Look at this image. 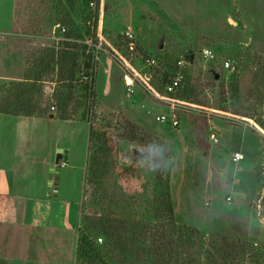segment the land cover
<instances>
[{
  "label": "rangeland",
  "instance_id": "obj_1",
  "mask_svg": "<svg viewBox=\"0 0 264 264\" xmlns=\"http://www.w3.org/2000/svg\"><path fill=\"white\" fill-rule=\"evenodd\" d=\"M18 2L10 36L27 42L24 72L0 78V108L16 99L12 80H32L40 70V102L29 117L42 119L17 126L23 158L15 157L12 127L0 124V190L15 195L28 187L41 197L48 162L61 154L51 150H69L57 163L67 164L58 172L65 202L55 206L60 246L40 254L42 261L76 264L72 246L81 229L99 245L115 242L118 264H264V0H103L104 39L95 47L91 83L82 78L83 33L71 21L78 23V0ZM57 23L78 43L62 65ZM126 27L135 34L134 50L123 42ZM12 45H0V72L14 58ZM226 59L233 70L223 67ZM69 64L72 74L60 68ZM170 69L186 71L175 94L163 89ZM127 74L134 79L130 94ZM162 113L177 124L157 120ZM235 151L243 159L234 162ZM38 203L37 218L44 211ZM107 226L117 236L109 239ZM6 232L2 225L0 264L13 254ZM29 249V260L16 264H42Z\"/></svg>",
  "mask_w": 264,
  "mask_h": 264
},
{
  "label": "crops",
  "instance_id": "obj_2",
  "mask_svg": "<svg viewBox=\"0 0 264 264\" xmlns=\"http://www.w3.org/2000/svg\"><path fill=\"white\" fill-rule=\"evenodd\" d=\"M18 7H20L18 0H0V45H3L4 42L13 44L10 48V53L12 55L14 54V58L9 60V66L7 69H4V72H0V78H18L22 77L24 72V54L27 49V42L22 38L13 39L10 36L11 30L17 25L16 17ZM0 54L2 55V53ZM13 68H16L17 70L14 72ZM38 118L42 119L40 117ZM38 118L16 117L0 113V124L2 127L7 125L12 127L11 129L15 136L14 141L17 143L13 145L15 157L20 156L22 147V135L18 133L17 126H23L24 123L29 125V122L39 120ZM60 120L68 123L73 122V120L70 121L71 119L60 118ZM0 137H4V130H2L1 127ZM4 147L5 143L0 138V150L5 149ZM60 148L61 146H54L53 151L51 150V154L53 155L55 151H60L61 154H56V156L58 154L60 155V160L58 161H66L69 150L67 148H61V151ZM56 156L54 157V161L50 162L51 160H49L48 162L47 166L49 168H46L47 170H45L41 182L43 183V187L38 184L39 190L42 191L41 197L33 194L34 192H31V189L28 187L22 190L23 193L17 192L15 195L9 194L10 190H8V192L0 190V218H3L0 221V227L3 225V229L7 231L6 233L9 235V232H11L12 238H14L11 242V253L13 254L5 257V264H16L22 261L27 262L29 259H27L26 256L23 258V256L27 255L28 248H30V253H33V257H37L39 262H42V264L59 263V260H56L54 257L49 258L46 261H42V258L40 257V254L43 252H57L60 246V240H58L60 239V231H57V225L55 224V206H57L61 201L65 202L63 198L60 197L58 172H60V169L65 167L67 164L60 166L57 170L53 169L52 163H55ZM24 162L25 161L22 159L16 163H19L18 166L20 167ZM17 171H21V169ZM9 174H12V171ZM56 184H58V186ZM37 199L39 203L37 202ZM36 202L39 204L40 208H43L44 210L43 213H40L39 218H37L34 214L32 215L33 207L37 206ZM67 204L70 205L69 203ZM15 239H18V241ZM75 242L76 235L73 239L72 248H75ZM14 247H17V249ZM50 247L54 248V250L52 251V249H49ZM33 264L36 263L34 262Z\"/></svg>",
  "mask_w": 264,
  "mask_h": 264
},
{
  "label": "trees",
  "instance_id": "obj_3",
  "mask_svg": "<svg viewBox=\"0 0 264 264\" xmlns=\"http://www.w3.org/2000/svg\"><path fill=\"white\" fill-rule=\"evenodd\" d=\"M78 3L80 5V9H78L79 17L76 19L78 20V23L75 22V19H72L71 21H72L73 28L79 27L81 28L82 33H83L82 34L83 39L82 41H80L82 43L79 44V46L81 47L82 50L86 48L87 54L84 58L82 78L85 80V82L89 81V83H91L94 79V70H93L92 61H93V56L95 55L94 45L96 43V40L94 36V30L96 28L97 20L94 18L95 14L93 15L91 10L88 9L86 0H78ZM60 26L65 27V31L63 33L60 32ZM90 29H91V33H89ZM55 31L56 33H58V36L60 35L61 38L63 37L61 41L62 43L61 46L63 47L62 49H60L59 53H57L56 55L57 63L62 65L64 63V60H66L65 58L67 57V55L68 56L73 55L72 52H70L67 48L75 47L77 46L78 43H76L77 41H75V35L70 33L67 25L57 23L55 24ZM86 40H90L91 44H88ZM123 42L126 44L124 37H123ZM58 43L60 42L57 41V44ZM74 58L75 57L71 58L72 59L71 62L73 64H74ZM177 61H174L173 63L174 67L178 66ZM49 62L46 65H49ZM60 68L66 71L68 70L71 74L73 72L72 64H69L66 68H62V67ZM174 69H170L168 70V72H165L163 74L162 82H163V89L165 93H166L165 84L169 81V77L172 75V73L176 71ZM184 73H186V71H184L183 69L181 85H183L184 83ZM39 74H40V70L37 72V74L34 75V79L32 80L30 78H27L26 76H24V78L21 80H12L11 84L12 85L15 84V86H13L15 87V90L17 89V86L19 85V88L17 89V92L15 93L16 99H14L13 102L8 103L9 105L8 104L5 105V108H0V113L14 115V116H25V117L34 115L35 112L38 110V106L40 102V96H39L40 86L38 85ZM27 81H30L31 83H26ZM18 100H19V104L13 105ZM167 207H168L170 216H172L173 207H172L170 200L167 203ZM105 232H106L105 233L106 236L109 239H112L111 237L115 235L117 236V233L115 232V230L110 228L109 226H107V229L105 230ZM115 246H116L115 242H111V241L105 244L99 245V243L97 242V239H93L87 233L79 229L77 236H76L75 250H74L75 263L76 264H118L115 261H112L113 256L111 253H112V250H114Z\"/></svg>",
  "mask_w": 264,
  "mask_h": 264
},
{
  "label": "built area",
  "instance_id": "obj_4",
  "mask_svg": "<svg viewBox=\"0 0 264 264\" xmlns=\"http://www.w3.org/2000/svg\"><path fill=\"white\" fill-rule=\"evenodd\" d=\"M87 2V6L88 9L91 10V12L93 13V15L95 14L94 18L97 20V24H96V43H95V47L98 50L101 49V46L103 44V35L101 34V17H102V6H103V0H86ZM99 15V17H98ZM65 31V27L64 26H60V32L63 33ZM122 36L124 37L125 41H126V46L128 47L129 50H134L137 47V42L135 39V34L133 32V30L131 29V27H126L123 32H122ZM86 42L88 44H91L90 40H86ZM202 54L205 57H208L210 59H214L215 55L214 53L210 50V49H203L202 50ZM146 63L148 65H152L153 59L152 58H146L145 59ZM183 60H178L177 61V65L178 67H182L183 66ZM223 67L226 69H230L233 70L234 66L232 64V62L229 59L224 60L223 62ZM135 76V75H134ZM125 81H126V92L128 94H130L133 90V84H134V79L133 76L127 74L124 77ZM181 83H182V72L180 71V69L176 70L175 72L172 73V75L169 77V81L165 84V91L167 94H175L178 92V90L181 87ZM53 108V107H51ZM264 110V109H263ZM156 119L162 122H171V124L173 126H175L177 124V119L176 117L173 115L172 117H168L167 114L162 113V114H158L156 116ZM211 137L214 140H217V138L215 137V135L212 133ZM243 159V153L240 151H235L232 154V160L234 162H237L239 160ZM64 164V163H63ZM264 169V162H263V167ZM227 199L230 200V196H227ZM99 241L101 240L100 238L98 239Z\"/></svg>",
  "mask_w": 264,
  "mask_h": 264
},
{
  "label": "water",
  "instance_id": "obj_5",
  "mask_svg": "<svg viewBox=\"0 0 264 264\" xmlns=\"http://www.w3.org/2000/svg\"><path fill=\"white\" fill-rule=\"evenodd\" d=\"M59 156H60V155L58 154V155L56 156V158H55V164H56V166H55L56 168H55V169H56V170L59 168V166H57ZM52 167H53V166H52Z\"/></svg>",
  "mask_w": 264,
  "mask_h": 264
}]
</instances>
